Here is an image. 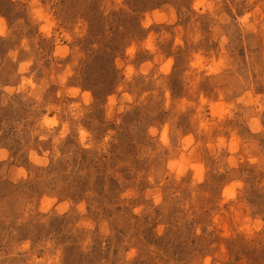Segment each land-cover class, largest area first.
Returning a JSON list of instances; mask_svg holds the SVG:
<instances>
[{
    "label": "rangeland",
    "instance_id": "rangeland-1",
    "mask_svg": "<svg viewBox=\"0 0 264 264\" xmlns=\"http://www.w3.org/2000/svg\"><path fill=\"white\" fill-rule=\"evenodd\" d=\"M194 3L0 0V264H264V0Z\"/></svg>",
    "mask_w": 264,
    "mask_h": 264
},
{
    "label": "clouds",
    "instance_id": "clouds-1",
    "mask_svg": "<svg viewBox=\"0 0 264 264\" xmlns=\"http://www.w3.org/2000/svg\"><path fill=\"white\" fill-rule=\"evenodd\" d=\"M31 2H32L33 4H36V3H37V0H31ZM117 3H119V0H117ZM202 4L205 5V6H207V7H210V5H208V4L206 3V0H195V3L193 4V7L199 8ZM36 15H37V17L40 18V19H44V20H46V21L49 20V17H48L47 14L41 15L39 12H37ZM247 19H248V16H247V15H245V16L242 17V20H243V21H246ZM148 23H149V21H145V22H144V27H147V26H148ZM51 26H52V24H51V22L49 21V22L45 23V24L41 27L40 30H41L43 33H45V34L47 35V34H48V31H49V28H51ZM3 34H4V30H3V18H0V35H3ZM78 34L82 35L83 33H78ZM65 38H66V39H70V38L67 36V34H65ZM177 43H179V40H177ZM145 46H146L147 48H151V47H152V45H151V37L148 38V41H147V43L145 44ZM25 47H26V46H25ZM133 50H134L133 47H129V48L126 50V51H127V54H128L129 56H131ZM58 51H60V54H63V51H66V49H64V50H62V51H61V50H58ZM11 55L13 56V58H15V53H11ZM28 63H30V61H29V62H26V63H23V64L20 65V72H25V71L27 70ZM171 63H172V61L169 60L166 64L163 65V67L160 69V71L167 73V71H168V65L171 64ZM196 64H199V57H198L197 60H196ZM149 67H151L150 64H145V65L141 68V71H142V72H147V69H148ZM213 70H214V69H213ZM131 74H132V68L129 67L128 70H127V76H128V78L131 77ZM60 82H61V84L64 83V77H63V76L60 78ZM31 83H32V82H31L30 79H29V80H24V82L20 85V88H24V86H25L26 84H31ZM6 90H7L8 92H12V91H13L12 88H8V89H6ZM17 90H18V89H17ZM78 91H79L78 88H72V89H70V95L75 96V95L77 94ZM57 95H59V93H57ZM83 96H84V103H85V104L89 103V101H90V97H91V96H90V93L87 92V91H85V92L83 93ZM38 98H39V97H37V99H38ZM131 99H132V97H131L130 95H128L127 93H125V94L123 95V100H125V101H130ZM241 99H243V97H241ZM248 102H250V101H245V103H248ZM115 103H116V99H115V97H114L113 95L108 96V98H107V104H108L107 115H108L109 117L112 116V106H113ZM71 108H72V109H77V108H79V105H78V104H72V105H71ZM118 110H119V111H123V110H124L123 105H121V107H120ZM72 115H73L74 117H79L80 115H82V112H76V111H73ZM57 123H58V121H57V119L55 118V116H53L52 118H49V117L45 116V117L43 118V125H44V126H47L49 129H51V128H52L53 126H55ZM252 124H253V131L257 130V125H256L255 120L252 121ZM68 131H69L68 125L65 124V125L61 128V130L59 131V134L54 138V144H58V143H59V142L65 137V135L68 133ZM149 131H150L153 135H155V133H156V129H155V128H152V129H150ZM88 136H89V133H88L83 127L79 128V142H80V144H81L83 147H85V148H88V147L91 146L90 144L85 143V140H86V138H87ZM40 139H41V140H44V139H47V137L41 135V136H40ZM107 139H108V137H105V141H106ZM159 139H160V141L163 142L164 145H167V144H168V140H167L166 136H165L163 133H161ZM191 139H192L191 136H188V137L185 138V146H187V144L191 143ZM220 143L222 144L223 141H221ZM233 150H234V148H233ZM7 155H8V153H7L5 150L0 149V160L4 159ZM45 155H47V153H45ZM56 155L58 156L59 153L57 152ZM31 159H32L35 163H37V164H44V163H47L46 160H43V159L38 158V157L36 156V153H35V152H33V153L31 154ZM168 167H169V168H173L174 165H173V164H169ZM176 172H177V176H179L180 174H182V172H183V168H177V169H176ZM22 174H23V170H21V175H22ZM196 178H197V179L200 178V177H199V169L197 170V177H196ZM234 187H235V185H230L228 188H226V189L224 190V196H225L226 199L229 198V197H233V196H234V192H233V188H234ZM123 195H124V196H128V195H130V193H128V192H124ZM159 201H160V197H159V196H156V198H155V202H156V203H159ZM65 207H66V205H62L60 210L63 211V209H64ZM45 210H46V209H45ZM80 210L83 211V205H81ZM134 211L137 212V213H139V212H140V209H139V208H136V209H134ZM261 226H262V222H261L260 220H257V221L252 225V227H253V228H256V229H259ZM244 229L247 230V231H249V232L251 231V229L248 227V225H244ZM23 247H24L25 249H27V248H28V244L25 243V244L23 245ZM134 254H135L134 250H131V251H128L126 255H127L128 258H131ZM12 255H15V252H13Z\"/></svg>",
    "mask_w": 264,
    "mask_h": 264
},
{
    "label": "trees",
    "instance_id": "trees-1",
    "mask_svg": "<svg viewBox=\"0 0 264 264\" xmlns=\"http://www.w3.org/2000/svg\"><path fill=\"white\" fill-rule=\"evenodd\" d=\"M104 47H105L104 49L102 48L101 50H98L97 52H99V53H101V54H104V57H106V56H108V52H107V51H108L110 48H108L107 46H104ZM93 52H95V51H93ZM93 52H92V53H93ZM112 67L115 68L113 65H112Z\"/></svg>",
    "mask_w": 264,
    "mask_h": 264
}]
</instances>
